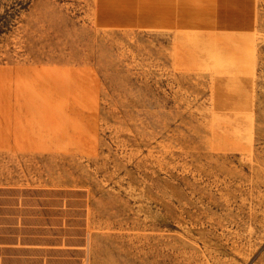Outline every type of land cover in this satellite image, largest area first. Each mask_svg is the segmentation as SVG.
Here are the masks:
<instances>
[{
  "label": "rangeland",
  "instance_id": "1",
  "mask_svg": "<svg viewBox=\"0 0 264 264\" xmlns=\"http://www.w3.org/2000/svg\"><path fill=\"white\" fill-rule=\"evenodd\" d=\"M0 264H264V0H0Z\"/></svg>",
  "mask_w": 264,
  "mask_h": 264
},
{
  "label": "crops",
  "instance_id": "2",
  "mask_svg": "<svg viewBox=\"0 0 264 264\" xmlns=\"http://www.w3.org/2000/svg\"><path fill=\"white\" fill-rule=\"evenodd\" d=\"M224 7L222 6V4H220V8H219V10H220V14H219V23L221 24V25H223V24H227V20H226V17L228 16V15H225V13L223 12L224 11ZM222 11V12H221ZM240 17H241V15H239ZM236 23L237 22H235L234 23V25H236Z\"/></svg>",
  "mask_w": 264,
  "mask_h": 264
}]
</instances>
